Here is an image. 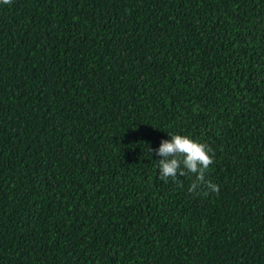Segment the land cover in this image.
<instances>
[{
	"label": "trees",
	"instance_id": "16d2710c",
	"mask_svg": "<svg viewBox=\"0 0 264 264\" xmlns=\"http://www.w3.org/2000/svg\"><path fill=\"white\" fill-rule=\"evenodd\" d=\"M0 264H264V0H0Z\"/></svg>",
	"mask_w": 264,
	"mask_h": 264
},
{
	"label": "clouds",
	"instance_id": "9594fccd",
	"mask_svg": "<svg viewBox=\"0 0 264 264\" xmlns=\"http://www.w3.org/2000/svg\"><path fill=\"white\" fill-rule=\"evenodd\" d=\"M9 4L11 0H3ZM170 140H162L158 149H151L156 155L162 157L157 161L159 178L167 181L171 178L176 183H181L178 177L192 174L194 177L188 191L196 193L198 188L207 196L209 191L219 194V187L206 179V173L213 163L214 153L205 143L193 140L189 136L168 133ZM207 190H204V189Z\"/></svg>",
	"mask_w": 264,
	"mask_h": 264
}]
</instances>
